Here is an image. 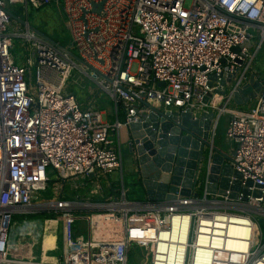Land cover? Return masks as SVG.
<instances>
[{
	"label": "built area",
	"instance_id": "2783aa9c",
	"mask_svg": "<svg viewBox=\"0 0 264 264\" xmlns=\"http://www.w3.org/2000/svg\"><path fill=\"white\" fill-rule=\"evenodd\" d=\"M188 1L0 0V264H130L131 258L137 264H264V88L249 110L229 108L264 46V0H191L186 7ZM50 6L60 7L66 18L72 43L64 48L100 75L28 26L9 32L19 7ZM13 39H24L31 50L27 66L16 63ZM75 71L116 109L124 107L125 122L109 124L101 111L79 102L70 90ZM140 100L194 116L214 111L217 126L229 117L233 172L241 175L229 177L230 186L240 183L236 199L231 189L146 204L123 194L89 214L84 209L95 204L66 200L61 193L34 203L47 192L51 175L66 181L120 170L122 150L113 147L110 134L140 120L147 111ZM41 212L58 218L44 221L41 238L28 221L19 233L23 243L14 242V217ZM79 222L87 224L88 237L78 233ZM59 225L61 257L53 255L60 248L58 235L52 248L44 245ZM231 225L250 229V239H238L250 243L249 251L229 243L237 240L229 236Z\"/></svg>",
	"mask_w": 264,
	"mask_h": 264
},
{
	"label": "water",
	"instance_id": "95a60500",
	"mask_svg": "<svg viewBox=\"0 0 264 264\" xmlns=\"http://www.w3.org/2000/svg\"><path fill=\"white\" fill-rule=\"evenodd\" d=\"M102 7L103 4L95 6V11H100ZM11 17L68 53L78 63L96 72L77 54L36 30L22 18L14 14ZM215 79V76L211 77L210 87ZM222 83L226 90L221 93L226 95L229 84H232V77ZM262 90V83L253 74L234 94L233 103L238 107L248 106L255 102ZM210 97L211 94H208L203 103L208 104ZM139 102L141 108L144 107L147 111L141 114L138 122L125 127V145L133 159L131 178L136 190L146 201L167 202L176 199L177 195L199 197V187H203L204 193L209 195H225L231 189V198L238 197L240 183L237 181L230 186L229 179L232 175L237 178L241 176L233 172L235 153L221 150L211 140L218 121V115L214 111L196 113L194 116L192 111L180 112L143 100ZM244 193L249 194L247 191ZM260 224L264 226V219L260 220Z\"/></svg>",
	"mask_w": 264,
	"mask_h": 264
},
{
	"label": "rangeland",
	"instance_id": "374dc122",
	"mask_svg": "<svg viewBox=\"0 0 264 264\" xmlns=\"http://www.w3.org/2000/svg\"><path fill=\"white\" fill-rule=\"evenodd\" d=\"M190 6H191V0H189L186 3V7H190ZM15 15L19 18L23 16L24 20L28 19L29 24L32 27L42 32L46 36L54 39L56 42L60 43L61 45L71 47V43H72L71 33L68 31V29L65 26L66 18L60 7L50 6V7H45L42 9H33L29 7L27 10H25L24 8L22 10L21 7H19V9L15 11ZM18 25L20 24L13 20V24L11 25L9 32L10 33L14 32L15 27H18ZM22 31H25V29L23 28ZM13 42L15 44V49L13 53L15 55L16 63L18 65L27 66L28 60L32 59L33 57L31 54V50L27 52L25 45H23L25 44L26 41L24 39H13ZM133 68L135 69L136 66H134ZM252 71L255 72L256 77L258 78V80H260L264 88V46L260 50V52L258 53V55L256 56L254 60ZM33 73H35V68H33ZM73 76L74 78L70 82V85H71L70 90L71 92L75 93L79 102L84 105L86 102H88L89 95H90L89 94L90 87H95V85L91 80H89L87 77L80 75L77 71L73 73ZM77 78H78V82L74 83V80ZM33 79H34V76H33ZM254 104L255 102L251 103V106L253 107ZM251 106H249V108ZM228 121H229L228 116H223L220 119L219 124L216 129V137L214 140V145L225 152L231 153L232 147H231L230 142L226 138V125ZM120 152H121L122 161L126 163L125 161V158L127 155L126 149H123ZM69 180L70 179L66 181H61L55 175H51L47 192H41L38 196V199L35 200L34 203L41 204V203H48V202L54 201L59 196L61 191L63 190L67 192L71 191V196H69L70 198L74 197L75 199L76 197L75 195H77L78 196L77 200H79L81 203H85L84 201H81V196H83V193H84L83 189L82 188L79 190L74 189L72 181H69ZM63 183H65L64 186H62ZM203 194H204L203 187H199V195L202 196ZM131 195L132 194H130V196ZM84 211L92 212L91 210H89V208H85ZM93 211H96V210H93ZM54 218H58V217H55V215H52L48 212H41V213L30 215V216H16V218L14 219L15 221L13 223V230L17 229L16 226H19L17 223L19 220L20 221L25 220V222L29 221L33 223L35 229L38 231V236L41 238L43 234L46 233V231H44V229L46 228L44 221L48 219H54ZM76 229L79 234H82L88 237V226L86 223L79 222L76 226ZM263 230H264V226H263ZM50 232L52 234H57L59 236L58 240H59L60 248L58 247L57 251L54 252L53 255L57 257H61V246H62L61 225H59V228L57 229L56 228L53 229L52 227ZM47 234H48V231H47ZM257 249H258V246L256 250ZM259 251L262 254L264 253V250H262V248H260ZM36 256L40 257L41 252L39 251L36 252ZM138 256L143 257L144 250L139 249ZM130 264H137V262L134 261L133 258H131Z\"/></svg>",
	"mask_w": 264,
	"mask_h": 264
},
{
	"label": "crops",
	"instance_id": "0c3cea01",
	"mask_svg": "<svg viewBox=\"0 0 264 264\" xmlns=\"http://www.w3.org/2000/svg\"><path fill=\"white\" fill-rule=\"evenodd\" d=\"M252 73L255 74L254 71ZM89 94L90 95L88 102H86L84 105L82 104L84 107H92L101 111L103 114L104 121L109 124L115 123L117 121L122 123L125 122L126 110L123 106H118V108L116 109L112 99L106 93H101L99 90H97L96 87H90ZM249 106H251V104L245 107H238L234 105V103H232L229 105V108L235 111H247L252 107L251 106L249 108ZM110 139L113 142V147L121 150L126 149L127 151V155L125 158L126 163L122 161V168L116 171L114 174H111L110 176L97 174L95 176L93 175V177H75L69 180L72 181L74 189H83L84 193L83 196H81V201H84L85 203L87 202L95 204L96 207L93 210L96 211L91 210L92 212L102 211L104 209L103 204L116 201V199H119L123 194H125V198L129 202H137L143 204L149 203L148 201H146L145 197L136 190L133 180L131 178V173L133 171V159L132 156L129 154L128 148L125 145L127 140V132L125 128L121 129L119 134L111 132ZM64 184L65 183H63L62 186H64ZM61 194L62 197L66 200L78 199L77 195H75V199L74 197H69L71 196V191L67 192L63 190L61 191ZM130 194L132 195L130 196ZM88 212L89 211H83V213ZM16 216L14 217V219L16 218ZM17 223L19 226H16L17 229L13 230V241L20 244L23 243V240L19 238V233L26 227L27 221L25 222V220H19ZM56 236L57 234L53 235L55 239Z\"/></svg>",
	"mask_w": 264,
	"mask_h": 264
},
{
	"label": "bare ground",
	"instance_id": "6f19581e",
	"mask_svg": "<svg viewBox=\"0 0 264 264\" xmlns=\"http://www.w3.org/2000/svg\"><path fill=\"white\" fill-rule=\"evenodd\" d=\"M235 221V220H233ZM232 221V222H233ZM240 223V222H238ZM250 229L249 228H244L242 226H236V225H231L229 227V236L231 238H237V240H234V239H230L229 238V243H238L239 246H242V249L245 250V251H249V244L246 243V241H242V240H238L239 238H243L244 240L247 239H250ZM54 241H55V238L53 236H47L46 239H45V249H48L50 247L53 246L54 244ZM248 245V250H247V246ZM232 249H230L231 251ZM243 250L241 252H243ZM264 261V260H263Z\"/></svg>",
	"mask_w": 264,
	"mask_h": 264
}]
</instances>
